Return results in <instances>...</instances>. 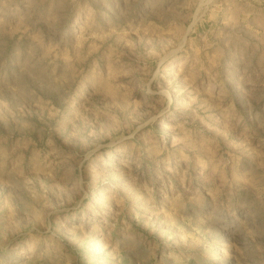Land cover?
<instances>
[{"label": "rangeland", "instance_id": "1", "mask_svg": "<svg viewBox=\"0 0 264 264\" xmlns=\"http://www.w3.org/2000/svg\"><path fill=\"white\" fill-rule=\"evenodd\" d=\"M0 264H264V0H0Z\"/></svg>", "mask_w": 264, "mask_h": 264}]
</instances>
